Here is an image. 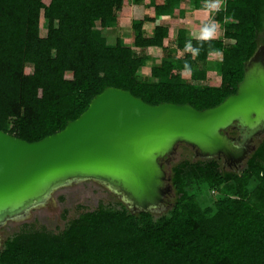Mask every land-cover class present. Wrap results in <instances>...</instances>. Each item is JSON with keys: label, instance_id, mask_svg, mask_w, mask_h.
<instances>
[{"label": "trees", "instance_id": "trees-1", "mask_svg": "<svg viewBox=\"0 0 264 264\" xmlns=\"http://www.w3.org/2000/svg\"><path fill=\"white\" fill-rule=\"evenodd\" d=\"M182 1L149 0L152 16L130 20L132 41L126 45L120 34L110 43L102 33L116 28L124 0H0V129L38 140L76 118L105 86L149 104L189 103L197 109L234 92L242 64L264 45V0H225L214 13L222 38L232 41L210 42L222 52L213 65L208 44L198 57L183 51L191 38L185 29L177 28L175 49L167 50L166 25H154L150 34L141 28L155 16L181 14ZM188 1L200 6V0ZM146 47L165 52L140 77L137 71L149 59ZM185 60L195 69L187 78L180 73ZM211 65L216 84L205 82ZM169 179L173 198L160 213H130L112 194L111 203L79 212L56 231L22 222L1 237L0 264H264V136L240 170L225 169L215 158H183L169 168ZM203 192L218 197L203 205Z\"/></svg>", "mask_w": 264, "mask_h": 264}, {"label": "water", "instance_id": "water-1", "mask_svg": "<svg viewBox=\"0 0 264 264\" xmlns=\"http://www.w3.org/2000/svg\"><path fill=\"white\" fill-rule=\"evenodd\" d=\"M226 129L235 131L227 135ZM264 134V45L242 64L235 90L213 106L149 104L105 86L64 127L35 141L0 129V228L23 221L61 187L92 181L130 213H160L171 190L166 164L177 144L240 170ZM1 245V235H0Z\"/></svg>", "mask_w": 264, "mask_h": 264}, {"label": "rangeland", "instance_id": "rangeland-1", "mask_svg": "<svg viewBox=\"0 0 264 264\" xmlns=\"http://www.w3.org/2000/svg\"><path fill=\"white\" fill-rule=\"evenodd\" d=\"M127 4L129 9L126 11L125 7H122L123 13H127L129 10V13L125 14L121 19V21L117 22L116 28L112 30L110 33H105L103 31L102 33L106 36V39L108 42H113L114 37L116 34H120L122 37V40L126 44H130L132 40V31L128 27V24L125 23V21H122L124 19H129L132 17V5L130 0L127 1ZM200 6L199 8L203 7V0L199 1ZM182 12H184L183 19H177V14L174 15V18L177 21H173L170 19H165L167 21H171V28L177 29L179 27H185L187 29V36L191 37L194 33H196L199 29V26L203 24L204 22L209 20V13L202 9V13L199 12L198 15H204L202 17L195 18L194 12L196 13V7L192 5V3H182L181 6ZM208 13V15H207ZM117 14V13H116ZM207 15V16H206ZM214 15V14H213ZM206 16V17H205ZM205 17V19L203 18ZM213 18V16H212ZM119 23V24H118ZM195 24H198V29ZM120 28V29H118ZM144 31L146 32L150 31V28L144 27ZM45 20L41 17V14L39 15V22H38V34L40 36H43L45 34ZM119 31V32H118ZM260 39L264 40V20H263V26L259 32ZM216 38H222V25L219 24V29L217 32ZM215 38V39H216ZM223 42H231L232 40H228L225 38H222ZM260 44V43H259ZM164 49H175V33L170 32L168 36L163 40ZM138 51V50H135ZM144 54L149 56V59L146 61L144 66L140 67L137 71L138 76H146L148 73V69L151 66V64H158L159 63V56L161 54H164V50L162 49H145L142 50ZM178 53V52H177ZM219 58V56L215 55V53H208L207 59L208 61H211L209 63L212 64L215 59ZM213 65V64H212ZM209 66L212 70L208 72L207 79L205 80L208 84H213L217 82L218 79V73L213 71V66ZM31 71V65L25 64L24 66V72L29 73ZM66 78H69V73H65L64 75ZM204 81L202 83H205ZM227 130V129H226ZM232 130V129H228ZM233 136V135H232ZM264 136V134H260L259 137L253 138L250 145L255 146L261 138ZM183 158H190L192 160L198 159L197 156L193 155V152L191 149H188L183 144H177L172 151V153L169 155L168 161L166 164H164L163 168L167 175H169V168L176 162H178L180 159ZM220 162V161H219ZM225 169H228V167L224 166ZM202 186V185H201ZM194 189L199 188L197 186L193 187ZM213 195H210V194ZM205 194V192L202 193L200 196L201 203L208 204L212 200V198L218 197V194H214L213 192H209ZM113 195L111 193H108L104 188L101 186H98L96 183L92 181H83L80 183H74L65 187L58 188L52 197L47 201L45 205L40 207L39 209H33L31 210L29 216L25 218L23 221H11L5 224L0 228V235L3 238L6 234H11L18 230L19 225L22 222H32L34 226L38 225H44L47 229L50 230H59L63 227L65 222L73 217H75L79 212L86 210V209H92L95 208L98 203L101 204H108L111 203L113 200ZM59 198V199H58ZM166 201L169 203L172 201L173 194L171 190L165 195ZM169 203L167 204V207L169 206ZM163 209L165 211L167 209Z\"/></svg>", "mask_w": 264, "mask_h": 264}, {"label": "clouds", "instance_id": "clouds-1", "mask_svg": "<svg viewBox=\"0 0 264 264\" xmlns=\"http://www.w3.org/2000/svg\"><path fill=\"white\" fill-rule=\"evenodd\" d=\"M203 7L209 13V20L199 26V29L191 38L185 41L183 51L191 54L193 57H198L204 49V45L208 44L211 49V41L216 38L219 29L218 22L212 18L213 14L225 7V0H203ZM193 40L196 44H193ZM215 55L222 56L219 49H211ZM195 69L193 65L185 60L181 74L182 76H191Z\"/></svg>", "mask_w": 264, "mask_h": 264}, {"label": "crops", "instance_id": "crops-1", "mask_svg": "<svg viewBox=\"0 0 264 264\" xmlns=\"http://www.w3.org/2000/svg\"><path fill=\"white\" fill-rule=\"evenodd\" d=\"M127 1L128 0H124V2H123V4H122V6H121V8H120V10L119 11H117V14H116V24H117V22H119V21H121V19H119V18H123L124 16H126L127 17V15H125V14H127V13H129V11L127 12V13H123L124 11H123V9H122V7H125L126 8V11L129 9V7H128V3H127ZM148 1L149 0H130V2H131V4L130 5H132V8H133V10H132V17H130L129 19H124V20H122V21H125V23H127L128 24V27L130 26V20L132 19V18H139L140 16H142V15H147V16H152V7L150 6V5H148ZM154 2L155 3H162L163 2V0H154ZM189 3V1L188 0H184V1H182L181 3H180V5H179V7H180V9H181V6H182V3H183V5H184V3ZM191 3V2H190ZM128 4V5H127ZM193 5V4H192ZM197 10H196V13L194 12V17L195 18H198V17H202V16H204V15H202L203 13H202V9H204V8H199V7H197L196 8ZM182 10V9H181ZM199 12H201L202 14L201 15H198V13ZM177 14V19H183V14H184V12H181V14H179L178 13V11L177 10H175L171 15H165V16H155L154 18H153V20L152 21H144L143 23H142V25H141V28H142V30L144 31V27L146 26V27H148V28H150V31L149 32H146V30L144 31V33H146V34H150L151 33V30H152V28H153V26L154 25H166L167 27H168V34L170 33V32H174L175 33V35H176V30L175 29H172L171 28V21L170 20H173V21H177L175 18H174V15H176ZM207 15H208V13H207ZM206 15V16H207ZM205 16V17H206ZM205 17H203L204 19H205ZM170 19L169 21H167V20H165V19ZM119 24V23H118ZM196 26H197V28L196 29H198V24H195ZM130 28V27H129ZM179 28H183V29H185V35L187 36V29L185 28V27H179ZM118 29H120V28H118ZM168 34H167V36H168ZM166 36V37H167ZM165 37V38H166ZM188 37V36H187ZM164 38V39H165ZM163 39V40H164ZM132 41V40H131ZM124 42V41H123ZM125 43V42H124ZM126 44V43H125ZM126 45H131V43L130 44H126ZM147 50V49H161V48H157V47H146V48H144L143 50ZM134 50H138V49H134ZM160 57V56H159ZM180 73H181V71H180ZM181 76H182V74H181ZM207 76H208V73H207ZM182 77H185V78H187L188 76H182ZM206 79H207V77H206Z\"/></svg>", "mask_w": 264, "mask_h": 264}, {"label": "flooded vegetation", "instance_id": "flooded-vegetation-1", "mask_svg": "<svg viewBox=\"0 0 264 264\" xmlns=\"http://www.w3.org/2000/svg\"><path fill=\"white\" fill-rule=\"evenodd\" d=\"M225 133L227 134V135H235V131L234 130H225ZM255 138H257V137H255ZM186 146V145H185ZM186 147H188V146H186ZM188 149H191L190 147H188ZM192 150V152H193V149H191ZM194 153V152H193ZM194 155V154H193ZM219 161H220V159H218ZM220 163H221V161H220ZM163 166H164V163H163ZM228 169H235V167L234 166H230V167H228ZM236 170V169H235ZM169 202L168 201H166V198H164V201H163V205H167Z\"/></svg>", "mask_w": 264, "mask_h": 264}]
</instances>
